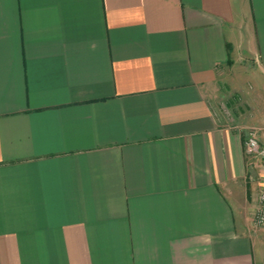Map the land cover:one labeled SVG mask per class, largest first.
Instances as JSON below:
<instances>
[{"label":"crops","instance_id":"0c3cea01","mask_svg":"<svg viewBox=\"0 0 264 264\" xmlns=\"http://www.w3.org/2000/svg\"><path fill=\"white\" fill-rule=\"evenodd\" d=\"M232 66L264 0H0V264H264Z\"/></svg>","mask_w":264,"mask_h":264},{"label":"rangeland","instance_id":"374dc122","mask_svg":"<svg viewBox=\"0 0 264 264\" xmlns=\"http://www.w3.org/2000/svg\"><path fill=\"white\" fill-rule=\"evenodd\" d=\"M250 69H240L230 67L224 72L223 92L226 98L236 95V103L232 106L231 111L235 109L244 110L249 121L264 122V87L257 81V76ZM224 98V101L226 100ZM236 107V108H233ZM254 116L257 117L255 120Z\"/></svg>","mask_w":264,"mask_h":264},{"label":"built area","instance_id":"2783aa9c","mask_svg":"<svg viewBox=\"0 0 264 264\" xmlns=\"http://www.w3.org/2000/svg\"><path fill=\"white\" fill-rule=\"evenodd\" d=\"M244 153L251 160L261 163L264 168V135L255 127H250L243 142ZM253 223L264 227V171L260 177L258 189V207L253 215Z\"/></svg>","mask_w":264,"mask_h":264}]
</instances>
